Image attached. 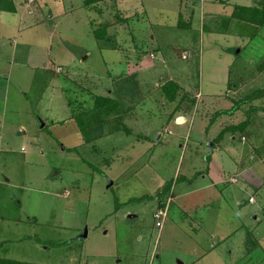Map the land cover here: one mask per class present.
<instances>
[{"label": "rangeland", "instance_id": "rangeland-1", "mask_svg": "<svg viewBox=\"0 0 264 264\" xmlns=\"http://www.w3.org/2000/svg\"><path fill=\"white\" fill-rule=\"evenodd\" d=\"M223 1L105 0L99 12L14 0L17 14L0 12V258L264 264V27L211 34L250 2ZM126 48L143 65L120 63ZM100 97L115 105L90 127Z\"/></svg>", "mask_w": 264, "mask_h": 264}, {"label": "crops", "instance_id": "crops-1", "mask_svg": "<svg viewBox=\"0 0 264 264\" xmlns=\"http://www.w3.org/2000/svg\"><path fill=\"white\" fill-rule=\"evenodd\" d=\"M33 1L34 0H28V2L30 3V4H33ZM72 2H74V0H71ZM54 2H60V0H54ZM97 2L98 1H92V2H90L89 3V5H86L85 4V2H84V0H83V3L82 4H80V3H77V5H79L80 4V6L79 7H83V5H85V7L86 8H91L90 10L92 11V10H99V12L101 11L100 9H99V7H98V4H97ZM102 2V1H101ZM131 2V1H130ZM53 3V2H52ZM74 4V3H73ZM223 5V4H225V5H227V2H225V1H223V0H220V5ZM264 0H250V2H248V4L247 5H240V4H235L236 6L235 7H237V8H248V9H250V8H252V9H254L253 11H251L252 12V15L251 16H248L247 18L246 17H244V18H242V17H239V16H237V17H235V14H236V12H235V9L234 8H232V13H231V15H229L227 18H230V19H223V22H222V25H224V23L226 22L227 23V27H226V29L225 30H222L221 32L220 31H218V32H214L213 31V29L211 30L210 28H209V30H207V31H209L211 34H221V36H226L227 34L228 35H230L228 38H231L232 37V35H237V33H235V32H232V30H231V28H230V26H231V24H232V21L233 20H238V21H243V20H240V19H259V18H261V15H259L258 13H256V12H258V11H256V10H261L262 12H264ZM132 5H133V3L131 2V4H130V6L132 7ZM143 5V4H142ZM17 9V8H16ZM131 10H132V8H130ZM211 10V12L209 13V11L206 13V15H208L209 17H207V19H210V20H216V19H214V16H216V15H218V13L217 12H215L214 10H212V9H210ZM238 10V9H237ZM0 12H2V11H0ZM17 10H16V13H10V14H17ZM144 12V11H143ZM2 13H9V12H2ZM257 15V16H256ZM254 16H256V17H254ZM125 19H129V17H126ZM19 21H20V19H19ZM187 22H188V20H187ZM253 24V23H252ZM180 26H182V22H181V24H179ZM253 25H255V24H253ZM255 26H257V25H255ZM258 28H260V26H257ZM262 27H264V26H262ZM205 31V30H204ZM153 38V41L155 40V38L154 37H150V39H152ZM113 41H115V42H117V44H118V39H116V37H114V39H113ZM141 46L143 47L144 46V43H141ZM140 46V47H141ZM139 47V46H138ZM235 47H237V46H234V47H227V48H225V51L227 52V56H232V54L234 55V53H235V51L237 50V48H235ZM124 50V49H123ZM141 50H142V48H141ZM137 51H139V50H137ZM239 53H241V51H238ZM123 53V52H122ZM124 53L126 54L125 55V58H124V60H119L120 61V63H127L126 61H128V60H134L135 62L134 63H136V64H139L138 63V61L140 62V60H139V58H141V56H143V54H142V52L141 51H139V53L138 52H135L134 51V49H129V48H126V50H124ZM123 53V54H124ZM236 54V53H235ZM158 55H159V53H158ZM130 56H136L135 58H131V59H129V57ZM138 57V58H137ZM120 59V58H119ZM131 64V63H130ZM133 64V63H132ZM131 64V65H132ZM140 64L141 65H143L142 64V62H140ZM159 64V63H158ZM114 66H116V65H118V63L117 62H114V64H113ZM155 65H157V62L155 63ZM232 65H233V63H232ZM38 68V67H37ZM121 68V67H120ZM229 70H230V68H228L227 69V71H228V76H229ZM171 81H169V82H173V83H175V84H177L179 87H180V89H181V85H180V83H179V81H177V80H172V79H170ZM168 83V82H167ZM166 84V83H165ZM164 84V85H165ZM164 85L162 86V91H164ZM179 89V90H180ZM186 95V94H185ZM75 117L76 116H74L72 113H71V115H70V118H72L74 121H75ZM76 123V122H75ZM76 125H77V123H76ZM249 126V125H248ZM247 126V127H248ZM77 127H78V125H77ZM78 129H79V127H78ZM245 130H246V128H245ZM244 130V131H245ZM83 139H85V138H83ZM95 139H97V135H94V138H93V140H95ZM90 141V140H89ZM79 148V146H74V147H68V152H74V151H71V149H74V150H76V149H78ZM255 149H257V147L255 148ZM208 163V162H207ZM209 164H212L211 163V161H209ZM209 167V169L211 168V165L210 166H208ZM262 167H263V165H262ZM249 170V169H248ZM210 171V170H209ZM208 171V172H209ZM246 171L247 170H244L243 172L246 174ZM208 172H207V174L203 177V179H205L207 176H208ZM242 172V171H241ZM222 176H223V178H224V175L222 174ZM223 178H217L216 179V181H217V184H222L224 181H223ZM257 178H259V182L258 183H261L262 184V180L260 179V177H258L257 176ZM8 183H9V181H10V179L8 178ZM237 182V181H236ZM251 183V182H250ZM245 184H247L246 182H244L243 183V185H242V189H245L246 187L248 188V185H245ZM252 184V183H251ZM264 185V184H263ZM261 186V185H260ZM250 187V186H249ZM263 186H261V188H262ZM261 190V189H260ZM250 197L253 199V202L252 203H254L255 202V200H254V196H251V195H248V202H249V199H250ZM244 200L243 199H241V201H237V203L238 204H242V202H243ZM250 203V202H249ZM251 203V204H252ZM264 208V207H263ZM262 208V209H263ZM86 231H85V235L84 236H86ZM0 260H6V259H2V258H0ZM6 261H11V260H6ZM13 262V261H12Z\"/></svg>", "mask_w": 264, "mask_h": 264}, {"label": "trees", "instance_id": "trees-1", "mask_svg": "<svg viewBox=\"0 0 264 264\" xmlns=\"http://www.w3.org/2000/svg\"><path fill=\"white\" fill-rule=\"evenodd\" d=\"M92 1H94V0H84V2H85V4L86 5H89V3L90 2H92ZM95 1H105V0H95ZM238 9V10H237ZM16 5H15V2H14V0H0V11H2V12H9V13H16ZM254 9H252V8H250V9H248V8H237V7H235V12H236V14H235V17H237V16H239V17H242V18H244V17H246L245 15H246V11H249L251 14H249L250 16L252 15V12L251 11H253ZM256 11H258V12H256V13H258L259 15H261V18H259V19H240V20H244V21H247V22H249V23H253V24H255V25H257V26H260V27H262V26H264V12H262L261 10H256ZM257 16V15H256ZM256 16H254V17H256ZM247 18V17H246ZM107 25H105V26H103V28L101 29V30H99L98 31V33H97V36L98 37H102L103 38V36H105L106 35V30H107ZM97 37V38H98ZM231 73V72H230ZM230 84V83H229ZM234 90H236V88H237V86H234V87H232ZM179 89H180V87L177 85V84H175V83H173V82H168V83H166L165 85H164V91L167 93V95H169L171 98H174V95L176 94V92H178L179 91ZM113 102H112V100L110 101L109 99H107V98H98L97 100H96V102H95V106H94V108H93V112H95L96 114H93L90 118V120H88L86 117H84L85 119H87L88 121H89V126L90 127H99V126H97V125H99V123H100V121H99V118H96V115L97 116H99L100 115V113H99V111L104 107V106H114L115 104H112ZM115 110V109H114ZM220 113H222V112H219V113H217V115H219ZM76 115V120H77V122H82L83 121V118H81V117H78V115H81V113H75ZM79 120H81V121H79ZM78 125H79V127H80V124L78 123ZM247 126H248V122H244L242 125H240V126H238L236 129L239 131H244L245 130V128H247ZM85 136V135H84ZM90 136V135H89ZM89 136H85V141H89ZM71 151H75L74 149H71ZM210 161V159H207V162H209ZM263 210H264V208H263ZM0 264H16V262H12V261H6V260H0ZM17 264H19V263H17Z\"/></svg>", "mask_w": 264, "mask_h": 264}, {"label": "built area", "instance_id": "built-area-1", "mask_svg": "<svg viewBox=\"0 0 264 264\" xmlns=\"http://www.w3.org/2000/svg\"><path fill=\"white\" fill-rule=\"evenodd\" d=\"M249 201H252L253 202V199L252 198H250V200Z\"/></svg>", "mask_w": 264, "mask_h": 264}]
</instances>
